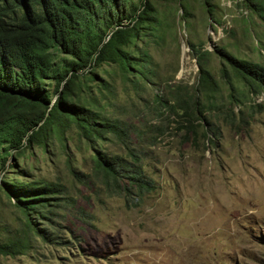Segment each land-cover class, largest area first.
Masks as SVG:
<instances>
[{
    "label": "rangeland",
    "instance_id": "obj_1",
    "mask_svg": "<svg viewBox=\"0 0 264 264\" xmlns=\"http://www.w3.org/2000/svg\"><path fill=\"white\" fill-rule=\"evenodd\" d=\"M210 1L218 22L204 0H191L189 24L179 5L169 7L168 37L151 48L165 81L139 95L115 78V106L103 101L109 116L128 125L132 150L118 140L101 146L130 166L138 163L154 190L126 199L105 187L85 143L70 141L65 153L14 156V173L6 170L0 183L25 173L21 181L57 184L63 194L51 202L59 206L45 226L52 240L34 236L24 254H0V264H264V94L251 95L236 79L232 92L222 72L226 54L264 66V23L240 0ZM190 42L209 52L218 83L212 99L201 96L213 102L205 108L206 137L204 127L182 130V120L160 114L154 102V93L196 92L200 68ZM68 156L80 175L71 173ZM22 222L0 190V241L23 240Z\"/></svg>",
    "mask_w": 264,
    "mask_h": 264
},
{
    "label": "trees",
    "instance_id": "obj_2",
    "mask_svg": "<svg viewBox=\"0 0 264 264\" xmlns=\"http://www.w3.org/2000/svg\"><path fill=\"white\" fill-rule=\"evenodd\" d=\"M204 1L208 14L218 22L215 5ZM240 1L264 23V0ZM190 2L0 0V175L6 170L14 173V156L24 158L36 149L46 155L54 154V148L66 151L73 141L79 147L85 143L93 148V171L105 187L126 199L136 192L154 190L138 163L130 166L126 159L101 146L118 140L132 150L128 125L109 116L103 101L115 106V78L129 83L139 95L165 81L151 48L159 47L168 37L170 6L179 5L181 21L190 23ZM190 46L200 68L196 92L172 90L169 97L154 93V102L160 114L177 115L182 130L196 133L204 127L206 137L211 124L205 108L213 102L206 103L201 96L212 99L218 83L208 67L209 52L191 42ZM224 56L222 72L232 92L236 79L251 95L264 94L263 65L231 54ZM68 164L71 173L80 175L69 156ZM24 174L17 175L22 178ZM19 178L4 177L0 183V190L23 220V240L0 241V254L11 257L24 254L34 236L52 240L45 226L52 220V209L59 206L51 202L60 201L58 196L63 194L57 184Z\"/></svg>",
    "mask_w": 264,
    "mask_h": 264
}]
</instances>
